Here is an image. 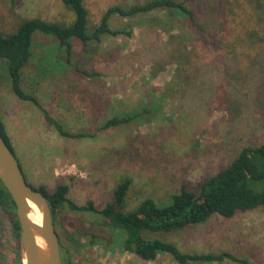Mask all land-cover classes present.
Instances as JSON below:
<instances>
[{
	"label": "rangeland",
	"instance_id": "rangeland-1",
	"mask_svg": "<svg viewBox=\"0 0 264 264\" xmlns=\"http://www.w3.org/2000/svg\"><path fill=\"white\" fill-rule=\"evenodd\" d=\"M147 1L86 0L88 31L109 7ZM183 1L195 22L176 9L116 14L111 27L125 33L88 45L74 38L72 52L37 31L22 87L42 107L13 91L9 63L0 58V111L33 185L54 191L68 184L71 200L79 206L93 201L100 210L131 177V210L147 197L165 203L184 185L199 189L243 147L264 142V0ZM26 18L69 26L76 14L64 0H0V32H16ZM47 112L66 130L89 136L62 135ZM140 112L133 122L104 128L114 116ZM104 221L68 205L57 212L65 262L179 264L169 254L139 259L124 249V232ZM94 233L101 237L90 244ZM149 237L186 252L230 251L264 264V208ZM0 254V264H15L19 255L10 244Z\"/></svg>",
	"mask_w": 264,
	"mask_h": 264
},
{
	"label": "trees",
	"instance_id": "trees-1",
	"mask_svg": "<svg viewBox=\"0 0 264 264\" xmlns=\"http://www.w3.org/2000/svg\"><path fill=\"white\" fill-rule=\"evenodd\" d=\"M85 1L64 0L66 6L76 14V20L72 25L67 26L41 18H26L16 32L8 35L0 32V58L8 61L12 89L21 99L32 100L42 107L38 97L22 87L23 70L33 55L32 46L37 31L53 35L68 52H72L74 38H78L88 45L91 41H101L105 34L119 35L125 33L111 27L110 19L116 14L130 17L162 8L176 9L195 22L194 10L183 0H149L128 7L122 5L109 7L100 24L92 32H89L90 10ZM46 116L64 136H89L86 132L76 133L66 130L48 112ZM140 116L141 112L114 116L107 120L104 128L130 123ZM0 131L12 149L15 150L1 115ZM132 185L133 178H123L117 184L112 200L100 210L96 208L93 201L87 205L79 206L71 200L68 197L70 191L68 184H60L54 191H49L45 186H41L39 189L48 196L54 212H58L68 205L73 210L94 211L101 214L105 217L104 225L118 228L124 232V249L144 260L154 261L161 254H169L179 264L223 263L227 260L241 264H252L249 259L241 258L230 251L219 253L186 252L173 241L161 237H149V234L177 232L193 225L206 223L216 215L232 218L239 212L264 208V142L243 147L228 166L206 179L199 189H190L184 185L180 191L172 194L165 203H159L154 198L147 197L137 207L128 210V195ZM5 197H9L15 203L0 179V201L2 202ZM92 237L90 244H95L101 236L94 233ZM65 264H72V262L68 260Z\"/></svg>",
	"mask_w": 264,
	"mask_h": 264
},
{
	"label": "water",
	"instance_id": "water-1",
	"mask_svg": "<svg viewBox=\"0 0 264 264\" xmlns=\"http://www.w3.org/2000/svg\"><path fill=\"white\" fill-rule=\"evenodd\" d=\"M0 179L14 199L22 226L23 264H63L61 243L48 196L30 183L15 150L0 131ZM31 202L42 213V224L31 217ZM43 242L44 246L41 245Z\"/></svg>",
	"mask_w": 264,
	"mask_h": 264
},
{
	"label": "flooded vegetation",
	"instance_id": "flooded-vegetation-1",
	"mask_svg": "<svg viewBox=\"0 0 264 264\" xmlns=\"http://www.w3.org/2000/svg\"><path fill=\"white\" fill-rule=\"evenodd\" d=\"M18 159L28 179L24 165L21 159L19 158V156H18ZM52 211H53V216H54V220L56 223V229H57V212H54L53 208H52ZM21 234H22V226H21V222L19 219L16 203L10 200L9 197H5V199H3L2 202L0 201V248L2 249V247H6L8 244H10L14 250L18 251L19 255H18L17 262L15 264H23L22 257H21ZM60 243H61V254H62L63 264H65L64 255H63L64 247L62 245L61 238H60ZM0 256H1L0 262H2L3 255L0 254Z\"/></svg>",
	"mask_w": 264,
	"mask_h": 264
},
{
	"label": "bare ground",
	"instance_id": "bare-ground-1",
	"mask_svg": "<svg viewBox=\"0 0 264 264\" xmlns=\"http://www.w3.org/2000/svg\"><path fill=\"white\" fill-rule=\"evenodd\" d=\"M32 206V213H31V217L33 218V220L38 223V224H42V213L40 212V209L38 208V206L36 204H34L33 202L30 203ZM41 245L44 246L43 242H41Z\"/></svg>",
	"mask_w": 264,
	"mask_h": 264
},
{
	"label": "crops",
	"instance_id": "crops-1",
	"mask_svg": "<svg viewBox=\"0 0 264 264\" xmlns=\"http://www.w3.org/2000/svg\"><path fill=\"white\" fill-rule=\"evenodd\" d=\"M0 115H1V117H2V114H1V111H0ZM2 119H3V117H2ZM7 128V127H6ZM128 252V251H127ZM134 254V253H133ZM134 255H136V254H134ZM139 259H141V260H144V259H142V258H140L138 255H136ZM145 261H147V260H145Z\"/></svg>",
	"mask_w": 264,
	"mask_h": 264
}]
</instances>
